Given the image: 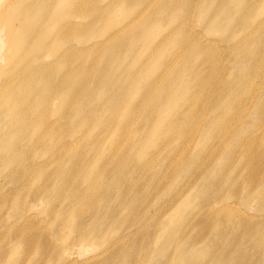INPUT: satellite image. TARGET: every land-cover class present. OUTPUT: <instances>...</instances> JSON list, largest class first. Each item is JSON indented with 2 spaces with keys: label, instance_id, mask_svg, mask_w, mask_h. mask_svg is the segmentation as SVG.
<instances>
[{
  "label": "rangeland",
  "instance_id": "obj_1",
  "mask_svg": "<svg viewBox=\"0 0 264 264\" xmlns=\"http://www.w3.org/2000/svg\"><path fill=\"white\" fill-rule=\"evenodd\" d=\"M251 1L237 8L247 30L220 38L203 0H57L47 37L0 76V118L25 133L0 141V264H264V4ZM68 73L75 117L61 118Z\"/></svg>",
  "mask_w": 264,
  "mask_h": 264
},
{
  "label": "bare ground",
  "instance_id": "obj_2",
  "mask_svg": "<svg viewBox=\"0 0 264 264\" xmlns=\"http://www.w3.org/2000/svg\"><path fill=\"white\" fill-rule=\"evenodd\" d=\"M27 1L28 0H4L3 3L0 4V76L7 70L8 63L13 62V59L16 56H19L21 54H25L27 56L28 52L31 49V45L36 40L46 38L48 35L47 33L50 30V27L52 25H55L57 22V15H54V14H57V11H59V9H60V5L58 4L57 0H31L30 3L26 4ZM229 1L230 0H228L224 4V3H222L221 0H218V1L217 0H203V8L208 9L209 12H211V15H212V12L214 11L213 16H211L212 19L209 18L210 24L207 25V27L210 30L216 31L220 38L225 36L226 35L225 33H227V32H232V34L236 36L238 34L244 33L248 28V25H246L247 26L246 29H244V30L240 29L239 23H238L239 20L244 19V18H241L240 14L242 12L244 13L246 11V10H240L239 11L241 6H244V8H246L245 5H242V4H244L243 0H236L235 2H234V0H232V2L229 3V4H232L231 6H233L235 8V10L232 7H227V3ZM250 4L253 6L259 5L260 9H261L263 4H264V0H254V1H251ZM23 7H25V10H23ZM224 7H226V8H224ZM41 8L47 9V11L49 12V15H51V19H49L48 23H47V21L43 20L40 24L36 25L37 21H35V17L33 18L31 16V14H32L31 12L35 10V12L37 14H42V12L40 11ZM237 8H239V9H237ZM119 10H121L123 13H125L128 11V8H126L124 5H121ZM215 12H217V13L215 14ZM111 19H109V20H111ZM18 21H20L19 26L16 27L15 25ZM201 21H203V20H201ZM203 22L205 24V21H203ZM255 24H257V23H255ZM258 24L264 25V19H261V21H259ZM73 26L74 25H72V24L67 25L68 28H72ZM21 28H24L25 30L20 32L19 29H21ZM236 28H237V30L235 32H233ZM60 41H61V39L56 38L55 43L59 44ZM235 44H237V43L234 42V44L230 45V46H234ZM71 51H72V49L70 48L68 50V52L70 53ZM197 51H199V52L196 53V59L199 62V64L200 65H206V67L208 69H210V71H211L215 66V65H213L214 59L212 57V56H214V53L209 52L208 50H201L200 48ZM206 54H208V55H206ZM207 75H208V73H207ZM155 80H157V77H155ZM155 80H151V81H149L150 83H147L148 84L147 86L149 87L148 89H157L159 87V85H157L155 83ZM177 80H178V78H176V77L169 79L167 86L170 88V86L175 84V82ZM57 86H58L59 90L63 91V96L65 98L63 103L66 105L65 107H63V108H66V110L61 113L60 117L63 118L67 113L69 115L72 114V117H75V114H74L75 105L73 108L74 97L72 94L70 73H68L66 75L65 80H63L62 83H59ZM202 87H203V82L199 80V81H194V85L191 88H187V89L182 88L181 93L183 94V96L184 95L187 96L186 103L187 102L189 103L190 100L197 98V94ZM246 91H247V88H246ZM242 94H243V92H241V87H240L239 91H237V96L240 98V97H243L245 95V93L243 95ZM14 95H15L16 102H19L18 95L17 94H14ZM156 97L161 98V95H156L155 97H152L151 100L155 101ZM166 97H167V93L165 95H163V98H166ZM1 99H2V97H1ZM2 101L4 103H6L8 101V103H9V99L7 97L3 98ZM181 103H183V102H181ZM139 104L140 103H138L137 105H139ZM8 108H10V107H8ZM135 108H130L126 112V117L128 119L131 117V114H133V110H135ZM178 108H181V107H178ZM226 109L228 110L229 108L226 107ZM37 110H40V108ZM37 110L33 113V117L36 115ZM46 118L48 119L47 115L44 114V116L42 117V120L46 121ZM107 119H108V117L106 118V120ZM15 121L18 122V120H16V119H14L12 122V117H11L10 113H7L4 118H0V141L6 139L8 136H10L14 133L16 135H20V136L25 137V133H23L20 130H15V128L12 126L15 124ZM125 125L126 124H123V126H125ZM36 132L40 133L41 131H36ZM46 132L48 134H52L53 130H48ZM41 138H43V137H41ZM14 140L16 141V139H14ZM8 143H9V140L6 142V144H8ZM204 146L205 145H201L200 149L204 148ZM27 154H28L27 150L21 148V149H19V152L16 155L19 157V159H23V157H25ZM0 155H1V157L4 156L6 159L10 158V156H7L5 154L4 149H3V153H1ZM184 171L187 172L188 170L186 169ZM27 173H28V170L25 172V170L23 169L21 171L20 175L27 174ZM258 177H256V179ZM163 179H164V177L162 178V180ZM58 183H60V181H58ZM59 187H60V184L56 185L55 194L58 192ZM249 187L250 186H248L247 188L249 189ZM253 188H254V192L256 194H261L264 191V182L259 184V185L253 186ZM48 204H49V209H52V207H53L52 197L48 201ZM48 211H50V210H48ZM62 214L64 215L65 218L63 216L59 215V216H56V220H57V222L58 221L61 222V220H64L65 223L68 224V226L65 229H66V234H67L66 239L69 240L73 236L72 225L74 223L73 220L75 218V215L70 216L68 213L64 214L63 212H62ZM181 216H180V218H181ZM174 226H175V223L171 227L174 228ZM82 240L84 242H89L90 238L88 236V237H84ZM161 247L166 248L167 246L162 244ZM158 249H159V247H158ZM179 252H181V251H179ZM155 254L153 256H155ZM180 257H181L180 258L181 261L178 263L182 264V261L184 258L181 255H180ZM174 258H176V257H174ZM176 259H178V258H176ZM185 261H187V259H185L184 262ZM243 263H246V262L244 261Z\"/></svg>",
  "mask_w": 264,
  "mask_h": 264
}]
</instances>
